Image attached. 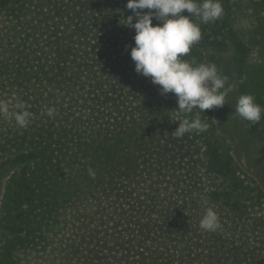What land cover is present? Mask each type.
I'll return each instance as SVG.
<instances>
[{"label":"trees","instance_id":"obj_1","mask_svg":"<svg viewBox=\"0 0 264 264\" xmlns=\"http://www.w3.org/2000/svg\"><path fill=\"white\" fill-rule=\"evenodd\" d=\"M246 1L247 41L232 0H221L220 19L192 17L202 38L182 59L223 75L231 47L238 98L264 108V0ZM125 4L0 0V172L13 168L0 196V264H264L263 189L213 109L179 113L174 94L134 70ZM19 106L31 113L24 128ZM197 115L208 129L177 138ZM243 126L264 144V113ZM209 207L215 232L199 227Z\"/></svg>","mask_w":264,"mask_h":264},{"label":"clouds","instance_id":"obj_2","mask_svg":"<svg viewBox=\"0 0 264 264\" xmlns=\"http://www.w3.org/2000/svg\"><path fill=\"white\" fill-rule=\"evenodd\" d=\"M125 7L131 10L124 26L134 29V45L130 57L134 70L159 86L161 95L172 93L177 98L179 113H192L198 108L201 112L225 105L231 85L226 86L223 76L215 64H194L182 59L191 47L202 38L199 23L220 19L224 14L221 0H126ZM147 11H143V10ZM187 11L188 15L182 14ZM153 18L159 23L153 24ZM49 108L47 114L53 115ZM235 112L241 118L255 124L262 119V108L252 94L239 96ZM9 106L0 101V114L7 116ZM16 123L27 127L31 113L19 106L13 113ZM209 125L199 115L182 119L174 130L177 138L186 133L204 132ZM219 216L211 207L207 208L199 221V227L208 232L220 228Z\"/></svg>","mask_w":264,"mask_h":264},{"label":"rangeland","instance_id":"obj_3","mask_svg":"<svg viewBox=\"0 0 264 264\" xmlns=\"http://www.w3.org/2000/svg\"><path fill=\"white\" fill-rule=\"evenodd\" d=\"M231 23L242 39L246 40V31L250 27V11L247 8L246 0H232ZM223 65V76L227 77V84L232 90L228 93L225 105L213 108V117L217 125L218 132L225 136L233 147V156L240 169L248 176L253 177L260 184L264 191V144L253 135L249 134L243 126V118L235 112L238 100L237 86H235V70L232 60V48L226 53L220 54ZM250 60L255 58L252 52ZM227 109V112L226 110ZM13 168L5 167L0 172V196L4 185ZM27 264H41L32 259Z\"/></svg>","mask_w":264,"mask_h":264}]
</instances>
